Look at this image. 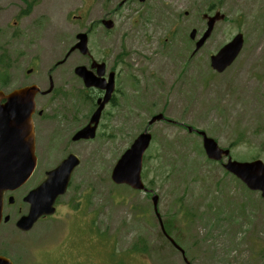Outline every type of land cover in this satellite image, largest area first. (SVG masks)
<instances>
[{
  "label": "rangeland",
  "instance_id": "374dc122",
  "mask_svg": "<svg viewBox=\"0 0 264 264\" xmlns=\"http://www.w3.org/2000/svg\"><path fill=\"white\" fill-rule=\"evenodd\" d=\"M118 2L43 0L41 24L46 30L40 33L38 49H31L29 56L37 58L43 69L61 60L75 35L95 27L102 11ZM7 3L17 5L18 0H0V15L4 16ZM207 8L204 0H148L144 6L129 3L115 19L112 33L103 38L99 27L90 38L93 58L107 48L126 55L128 66H120L118 111L107 121L109 130L88 143L63 199L73 198L71 209L82 217L88 239L97 240L100 254L94 258L95 264H185L159 238L150 197L115 188L110 180L114 164L153 115L163 113L170 121L205 132L220 148L229 149L235 161L264 163V0H221L217 11L228 19L215 27L203 51L185 65L193 47L188 43L184 47L183 40L187 41L191 29L204 31L200 12ZM78 16L80 21H73ZM138 17L146 22L140 30H133L131 21ZM3 21L0 27H4ZM237 33L244 39L241 53L224 73L213 74L209 57ZM168 34L171 44L170 40L164 42ZM5 41L0 39V47ZM163 43L166 48L161 49ZM174 47L181 69L188 68L181 81L180 62H166L161 55ZM15 51L20 52L19 46ZM181 51L185 54L180 59ZM26 63L27 59L22 62ZM82 63L80 55L67 62L71 67ZM130 74L138 77L141 90L131 88ZM148 131L154 141L145 153L143 183L157 196L162 221H170L174 227L170 231L163 222L168 234L183 248L187 260L191 264H264V202L259 194L248 192L226 175L221 164L207 163L199 136L165 123H155ZM186 212L191 237L183 238L185 233L177 228ZM54 237L43 223L25 235L40 247L51 245ZM137 237L146 241L149 259L131 254V243Z\"/></svg>",
  "mask_w": 264,
  "mask_h": 264
},
{
  "label": "flooded vegetation",
  "instance_id": "af4514ba",
  "mask_svg": "<svg viewBox=\"0 0 264 264\" xmlns=\"http://www.w3.org/2000/svg\"><path fill=\"white\" fill-rule=\"evenodd\" d=\"M122 1L119 0L112 9L102 11L97 26H90L79 31L87 35L88 53L86 55H81L77 51L69 52L75 44L74 40V43L64 52L62 59L45 69L37 58L29 56L31 49H38L40 33L46 30L41 24L44 20L41 14L44 7L43 0H18L17 5L7 3L2 11L4 16L0 15V20L4 19L3 22H5L4 27H0V39H6L5 46L0 47V90L7 96L22 88L37 87L39 89L34 98L35 112L32 116L37 160L35 170L24 186L13 192L4 193L2 198L0 259L6 264H95L94 258L98 257L99 253V249L96 248L97 240L96 238L88 239L82 217L71 209L73 198L65 201L64 196L58 198L55 203V214L51 217H43L35 224L43 223L53 232L55 237L51 245L40 247L28 241L25 235L33 232L35 225L31 230L23 232L17 228L16 223L28 214L30 204L27 196L45 180L46 174L68 157L75 156L79 165L72 174L70 187L73 179L76 178L77 169L83 162L88 143L97 141L100 136H103V132L109 130L107 121L114 118L113 113L118 111L120 66L125 65L122 64L121 52L115 53L113 50L109 52V49L103 48L96 59L91 55L89 47H91L90 38L99 27L102 28L103 38L114 31L115 19L121 14L126 4L137 2L140 6H144L148 0L143 2L127 0L126 4L121 6ZM214 8L215 4H210L206 13L213 14ZM72 19L80 21L81 18L78 16ZM105 20L113 23L112 30L107 31L103 28L101 22ZM145 22L146 18L138 17L131 21V29L140 30ZM169 35L164 39L165 43L171 39ZM165 43L161 45V49L166 48ZM194 44L195 41L191 42V45L194 46ZM16 45L19 46L20 52L16 53ZM167 51L161 53L166 58V62H180L176 54H169ZM75 55H80L83 63L71 67L67 62ZM195 56L196 54L191 53L185 65L192 63ZM25 59L27 63L22 64ZM78 67L100 78L102 85L108 84L110 79L113 81L109 100L96 124L91 122V116L98 108L99 101L103 99L105 90L86 87L84 81L76 74ZM179 71L183 73L181 62ZM98 72L101 74L99 75ZM64 76H67V79L63 80ZM181 76L183 77V74ZM129 77L131 88L134 85L133 90H141L138 77L134 75ZM45 85L47 88L43 89ZM159 85L161 86V82ZM4 103L5 100H2L1 104ZM86 128L96 129L93 140L74 139ZM112 139L114 140V136ZM165 242L169 243L167 240Z\"/></svg>",
  "mask_w": 264,
  "mask_h": 264
},
{
  "label": "water",
  "instance_id": "95a60500",
  "mask_svg": "<svg viewBox=\"0 0 264 264\" xmlns=\"http://www.w3.org/2000/svg\"><path fill=\"white\" fill-rule=\"evenodd\" d=\"M142 1V0H141ZM223 17L216 14L208 19L207 30L197 43V48L210 36L214 24ZM105 28L111 29L110 21H103ZM190 37L194 38V33ZM77 43L70 49V53L78 50L82 55L88 53L87 36L77 35ZM242 45L241 35H237L228 45L222 48L219 53L211 58V67L217 72H223L235 59ZM99 75L101 74L98 72ZM76 74L83 79L86 87H95L106 91L103 100L99 101V108L91 117L94 124L99 120L100 113L104 105L108 102L113 81L102 85L101 79L90 75L84 68L78 67ZM37 88L29 87L16 90L8 96L0 92V102H6L0 106V210L2 206V194L9 190H15L23 185L34 170L36 159L34 155V134L31 116L34 112V97ZM163 120L161 115L153 117L148 126ZM95 128L82 131L75 139H93ZM192 132V128H188ZM202 137L204 151L210 160L220 161L222 157L229 155L228 151L220 150L212 139ZM151 141L150 134L145 130L130 145V147L120 156L111 171V181L115 185H125L132 190L142 191L144 189L141 181L142 159ZM78 161L74 158L66 159L61 165L49 172L47 178L28 196L30 203L29 214L17 222V227L22 231H28L33 224L42 216H50L54 213L55 200L66 191L71 173ZM224 169L240 179L250 191L260 192L264 201V165L260 161L251 163H238L228 159ZM153 210L157 214V197H152ZM162 228V225H161ZM163 230V228H162ZM177 247V246H176ZM183 254V251L177 247ZM186 264H189L184 259Z\"/></svg>",
  "mask_w": 264,
  "mask_h": 264
},
{
  "label": "trees",
  "instance_id": "16d2710c",
  "mask_svg": "<svg viewBox=\"0 0 264 264\" xmlns=\"http://www.w3.org/2000/svg\"><path fill=\"white\" fill-rule=\"evenodd\" d=\"M131 191V190H130ZM132 193V192H131ZM185 217H186V221L188 222V215H185ZM136 222H139V223H143V222H140V221H136ZM172 223L171 222H169L168 223V228H170L169 226L171 225ZM167 225V224H166ZM164 227H165V225H164ZM167 227L165 228V230H166V232L167 233H169L172 229H170V231L168 232V229H167ZM159 236V238H161V239H163V237H162V235L161 234H159L158 235ZM145 243H146V241H143L140 237H137V240L135 239L132 243H131V254H135V255H140V256H148L149 255V253H148V251H150V249L147 247V246H145ZM194 245V244H193ZM195 246V245H194Z\"/></svg>",
  "mask_w": 264,
  "mask_h": 264
}]
</instances>
